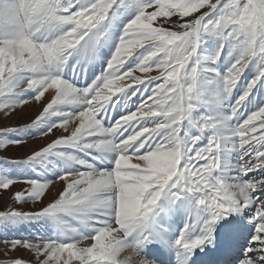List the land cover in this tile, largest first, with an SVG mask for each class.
<instances>
[{
    "label": "snow or ice",
    "instance_id": "obj_1",
    "mask_svg": "<svg viewBox=\"0 0 264 264\" xmlns=\"http://www.w3.org/2000/svg\"><path fill=\"white\" fill-rule=\"evenodd\" d=\"M96 63L103 71L78 84ZM121 97L133 107L106 125ZM29 102L42 110L0 128V150L22 146L9 134L26 129L55 138L3 160L36 175L0 169V190L23 182L13 200L42 206L0 220L48 230L6 250L31 264H156L144 249L160 243L190 264L246 229L236 264H264V0H0V112ZM50 157L65 165L54 179L42 175ZM177 215L189 218L173 235Z\"/></svg>",
    "mask_w": 264,
    "mask_h": 264
},
{
    "label": "rangeland",
    "instance_id": "obj_2",
    "mask_svg": "<svg viewBox=\"0 0 264 264\" xmlns=\"http://www.w3.org/2000/svg\"><path fill=\"white\" fill-rule=\"evenodd\" d=\"M106 52V51H105ZM108 52L106 53V55ZM227 58V59H226ZM234 57L228 56L227 50H225L224 55L221 57L222 68L227 66V63L231 61ZM103 68V64L101 66ZM253 66L250 65L248 69H246L244 76L241 79L240 88L247 83L248 80L251 79L253 73ZM139 74V73H137ZM97 75V72H80L78 74L77 81H80V84H86L88 77ZM84 81V82H83ZM259 87V86H258ZM239 90V89H238ZM237 90V92H238ZM257 98H259L260 93L254 89ZM46 103L47 100L42 98ZM34 102H29L27 105H22L16 110L14 113H9L7 118H5V114L0 112V128L3 127H18L24 123H29L31 119H34L36 115L39 114V111L42 110L43 105L39 104V107H33L30 109L29 107L33 105ZM247 104V102H246ZM35 105V103H34ZM247 110H250L248 108ZM28 111V112H27ZM28 113V114H27ZM41 129L39 128H31L26 129L22 132L18 133H10L9 138L16 139H24L26 142L22 144V146H10L7 151L0 150V169L4 172L20 175V176H35L36 172L33 171V168L28 167L22 164H5L3 160L5 159H24L27 155H30L32 151L38 150L39 147L43 146L45 143L44 138L40 137L38 132ZM32 131V134H30ZM58 135V133H56ZM50 136V139L47 143L51 142L54 139V136ZM65 168L64 162L57 160L54 157H50L49 160L44 164V169L42 171V175L46 179H54L55 175H58L59 172ZM36 171H41V165H35ZM26 187L23 182H18L14 186L11 187L10 190H0V211H7L9 208H16L23 211H33L37 210L42 205L39 203L33 204L32 201H28L27 203H17L13 200L12 194L16 191H21ZM48 196L45 197V202L48 201ZM48 230L47 222L44 220H33V221H20V222H10V221H2L0 220V261H5L11 258L23 259L31 264V262L35 259V257L29 253L27 250L23 248H18L15 250H11L10 248L6 250L5 244L6 242L11 241L12 239H20L27 238L29 236H37L45 233Z\"/></svg>",
    "mask_w": 264,
    "mask_h": 264
},
{
    "label": "bare ground",
    "instance_id": "obj_3",
    "mask_svg": "<svg viewBox=\"0 0 264 264\" xmlns=\"http://www.w3.org/2000/svg\"><path fill=\"white\" fill-rule=\"evenodd\" d=\"M106 53L108 52V50H105ZM102 66V63H96V64H92V65H89L88 69L85 72H98L99 74L103 71V68H100ZM70 74V73H69ZM92 79V77H91ZM94 79V78H93ZM84 82V81H83ZM46 97H48V93L46 92L45 93V97H42V98H45L44 100H46ZM134 100L136 99L135 97L133 98ZM43 100V99H42ZM138 102V101H137ZM35 103V105H34ZM32 106H30L29 108L32 109L34 106L35 107H39V104L37 102H34ZM133 107V105L131 104V102H129L127 105L125 104V99L123 97H121V99L119 100V102L117 103L116 107L115 108H109L108 109V112H107V117L104 121V123L107 125L109 123H111L112 121H114L115 119H117L120 115L124 114V112L130 110L131 108ZM247 110V109H246ZM28 112V111H27ZM28 114V113H27ZM63 130L60 129L57 131L58 135L59 134H62ZM32 134V131L31 133ZM50 139V136L44 138V141L45 143H47ZM53 191H55L53 189ZM52 195V193L50 192L48 194V198H50ZM182 220H184V222L189 218L187 215H178ZM174 226L176 227H179L182 228L184 225L182 224H177L175 223ZM241 237H246L247 235V230L245 229L243 232L240 233ZM238 236V235H237Z\"/></svg>",
    "mask_w": 264,
    "mask_h": 264
}]
</instances>
